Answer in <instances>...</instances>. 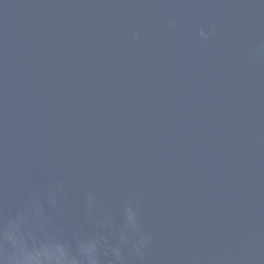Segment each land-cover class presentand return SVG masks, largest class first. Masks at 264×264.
<instances>
[{"label": "water", "instance_id": "1", "mask_svg": "<svg viewBox=\"0 0 264 264\" xmlns=\"http://www.w3.org/2000/svg\"><path fill=\"white\" fill-rule=\"evenodd\" d=\"M0 264H264V0H0Z\"/></svg>", "mask_w": 264, "mask_h": 264}]
</instances>
